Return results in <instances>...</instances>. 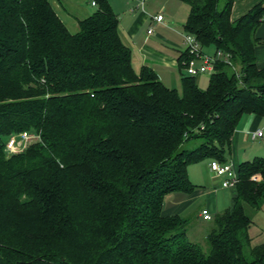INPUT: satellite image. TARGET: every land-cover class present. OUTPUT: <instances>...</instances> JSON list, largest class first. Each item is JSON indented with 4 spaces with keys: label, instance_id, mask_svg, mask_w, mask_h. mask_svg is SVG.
<instances>
[{
    "label": "trees",
    "instance_id": "16d2710c",
    "mask_svg": "<svg viewBox=\"0 0 264 264\" xmlns=\"http://www.w3.org/2000/svg\"><path fill=\"white\" fill-rule=\"evenodd\" d=\"M94 1L73 33L48 0H0V264H264V238L251 234L264 156L239 163L205 247L189 239V218L162 214L167 193L195 190L188 165L227 162L240 118L264 115L263 2L232 21L235 0H180L183 31L229 62L200 88L185 48L179 92L134 71L117 15ZM24 131L37 140L7 152Z\"/></svg>",
    "mask_w": 264,
    "mask_h": 264
},
{
    "label": "crops",
    "instance_id": "0c3cea01",
    "mask_svg": "<svg viewBox=\"0 0 264 264\" xmlns=\"http://www.w3.org/2000/svg\"><path fill=\"white\" fill-rule=\"evenodd\" d=\"M48 1L67 29L73 33L79 28L78 20L89 16L96 7L89 0ZM108 1L117 15L120 37L131 49L134 71L138 73L142 66H147L156 73L164 85L180 91L183 69L180 68L178 57L186 47L183 42L184 31L179 28L178 21L174 18L175 10L177 12L183 10L181 6L183 2L180 0ZM153 1L155 3L151 5ZM260 2L264 4V0H235L232 4L230 20L237 19ZM157 14L163 15L162 22L153 20V16ZM149 28L152 30L150 33ZM255 36L260 40L264 39V23L258 26ZM209 47L211 46L203 47V50ZM261 47L263 48H261L260 56H257L256 52L258 66L264 65V44H261ZM201 76L194 77L197 85L203 88L202 83L199 82ZM257 130L262 132L260 137L253 135ZM255 156H264V115L244 114L230 138L226 161L237 169L240 162L251 160ZM210 162V159H205L188 165V178L192 184L196 185L195 190L191 193H167L162 204V214L165 216L200 218L199 223L207 227L204 231L206 234L210 226L205 221H211L217 213L230 208L235 194L233 187L221 186L222 177L216 176L210 170ZM192 178L198 181H193ZM202 209H207L212 219H204L200 213Z\"/></svg>",
    "mask_w": 264,
    "mask_h": 264
},
{
    "label": "built area",
    "instance_id": "2783aa9c",
    "mask_svg": "<svg viewBox=\"0 0 264 264\" xmlns=\"http://www.w3.org/2000/svg\"><path fill=\"white\" fill-rule=\"evenodd\" d=\"M92 5H96L94 0H91ZM163 15L157 14L153 16V20L156 22H162ZM261 23H264V14L260 16ZM151 28L148 29L150 33ZM183 42L189 53L187 61H184V66L189 75L198 76V75H210L214 71L215 63L218 59L224 58L228 61L226 55L223 56L222 52L217 50L213 55L206 54L202 51L200 42L190 33L184 32ZM253 135L261 136V130H257ZM38 135L32 134L30 132H21L17 135H13L8 138L6 142V151L10 153H15L22 150L29 141L37 140ZM210 170L219 177H222L221 186L222 187H234L237 180L236 169L233 168L232 164L229 162H220L218 160H212L209 164ZM202 217L206 220L212 219V215L208 212L207 209H202L200 211Z\"/></svg>",
    "mask_w": 264,
    "mask_h": 264
},
{
    "label": "rangeland",
    "instance_id": "374dc122",
    "mask_svg": "<svg viewBox=\"0 0 264 264\" xmlns=\"http://www.w3.org/2000/svg\"><path fill=\"white\" fill-rule=\"evenodd\" d=\"M154 3H155V1H153L150 4L154 5ZM181 6H183V10L182 11L179 10L178 12L175 10V18L174 19H176L178 21L177 24L179 25V28H181V30H183L182 25L185 21L186 15H187L188 6L185 3H181ZM261 44H264V39L261 40L260 42H258L256 45L255 49L257 52V56H260L259 54L262 52L261 48H263V47H261ZM203 51L209 55H213L215 52L212 46L204 49ZM260 60H259V62H260ZM199 82L202 83L203 88H206L207 84H208V75H202L201 78L199 79ZM192 179H194L193 181H198L195 178H192ZM253 219L255 221V224L251 228V234L255 238L254 242L261 241L264 238V205L260 211H258L256 214L253 215ZM200 221H201V219L198 217H196V218H195V216L191 217V219L189 220V224H188L187 235L191 241L197 242L200 245H202L203 247H205L206 246L205 245L206 233H204V231L206 230L205 228H207V227H205V225L199 223ZM205 222L211 228V225L213 222H211V221H205Z\"/></svg>",
    "mask_w": 264,
    "mask_h": 264
}]
</instances>
